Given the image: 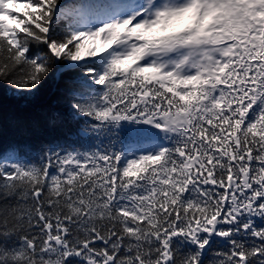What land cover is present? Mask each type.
<instances>
[{
	"label": "snow or ice",
	"instance_id": "obj_1",
	"mask_svg": "<svg viewBox=\"0 0 264 264\" xmlns=\"http://www.w3.org/2000/svg\"><path fill=\"white\" fill-rule=\"evenodd\" d=\"M49 77L76 140L0 145V264H264V0H0V83Z\"/></svg>",
	"mask_w": 264,
	"mask_h": 264
},
{
	"label": "trees",
	"instance_id": "obj_2",
	"mask_svg": "<svg viewBox=\"0 0 264 264\" xmlns=\"http://www.w3.org/2000/svg\"><path fill=\"white\" fill-rule=\"evenodd\" d=\"M70 2V0H65ZM62 82L49 77L32 94L14 93L0 83V145L13 142L38 149L48 141L72 142L75 126L67 120L53 123L54 113L63 114ZM24 118L26 123L18 121Z\"/></svg>",
	"mask_w": 264,
	"mask_h": 264
}]
</instances>
